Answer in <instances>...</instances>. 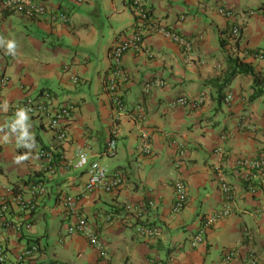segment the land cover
<instances>
[{"label":"crops","instance_id":"0c3cea01","mask_svg":"<svg viewBox=\"0 0 264 264\" xmlns=\"http://www.w3.org/2000/svg\"><path fill=\"white\" fill-rule=\"evenodd\" d=\"M36 1L47 8L37 19L0 10V39L5 41L0 45V78H10L3 99L11 105L48 91L57 105L74 102L76 108L67 122L68 139L62 142L41 117H21L6 109L0 118V184H11L17 191L34 182L47 186V195L31 216L33 227L21 234L13 230L0 233V245L11 252L6 264H14L16 253L32 242L39 244L40 252L35 261L23 264H46V260L50 264H105L84 236L67 234L71 220L63 200L79 194L88 180L85 170L69 166L79 146L86 148L90 160H99L123 176L118 191L87 194L80 204L105 241L113 264H264V188L252 194L247 189L249 181L234 172L237 158L264 151L260 134L237 126L243 113L264 124V89L262 96L251 97L256 91L255 77L259 88L264 86V63L252 56L241 60L231 51L234 26L241 27L238 44L242 48L250 52L264 49V0H146L153 17L184 35L201 34L203 39L186 53L159 34H145L141 51L123 55L119 92L126 110L121 113L104 85L111 46L135 28L129 0ZM223 6L232 8L235 15L219 14L218 7ZM61 12L69 16V23L51 20ZM8 40L15 41L14 56L5 54ZM234 59L250 64L255 72L230 77L236 68ZM152 78H164L167 85L146 91L144 85ZM229 92L235 95L232 104L224 101ZM202 93L205 103L199 109L171 106L180 95L195 98ZM114 123L118 152L109 156L105 148ZM145 130L152 136L151 155L142 150ZM179 141L185 143L181 160L174 143ZM218 146L223 147L222 154L215 153ZM41 147L55 151L56 175L43 169ZM19 157L26 158L18 162ZM217 167L234 187V212L215 223L203 241L193 246L192 238L203 218L222 205ZM177 178L186 182L189 199L173 215ZM254 179L259 183L264 172L256 173ZM258 208L262 214L256 213ZM100 212L112 214L113 221L99 217ZM12 216L22 219L17 210ZM138 222L159 226L162 234L139 236L134 226ZM52 240L59 247L50 252L48 242ZM227 248H239V257L224 261L222 253Z\"/></svg>","mask_w":264,"mask_h":264},{"label":"built area","instance_id":"2783aa9c","mask_svg":"<svg viewBox=\"0 0 264 264\" xmlns=\"http://www.w3.org/2000/svg\"><path fill=\"white\" fill-rule=\"evenodd\" d=\"M77 3H82L84 0H75ZM134 14L136 16L135 28L130 36L120 39L113 43L109 50L111 64L108 75L105 80V90L109 95L116 111L121 113L126 110V105L121 93L119 92V84L124 77L123 55L134 50L139 52L144 46L145 34H159L175 42L186 53L192 52L196 43L203 39L201 34L195 36H187L180 33L178 30L165 25L161 20L152 16L146 0H129ZM16 11L24 14L31 19H37L47 13V8L44 4L36 0H0V10ZM219 14L224 17L231 18L235 15V11L228 7H218ZM264 15V9L261 11ZM52 21L69 23L70 18L64 12L54 14L51 17ZM242 36L240 26H234L231 30L232 46L231 51L239 56L241 60L252 56L255 61L264 63V49H257L253 52L242 48L238 42ZM6 54V51H5ZM6 56H12L6 54ZM74 82H78V77H73ZM10 78L6 75L0 78V118L6 109L12 113L18 114L23 112L31 117H41L48 128L53 131L55 137L59 141H66L69 136L67 122L72 117L76 108L74 102H69L63 105L55 103L53 95L46 91L41 95L33 97H25L22 100L13 102L11 105L6 104L3 99V90L9 85ZM167 81L164 78L149 79L144 88L149 91L156 87H164ZM235 100V95L229 92L224 101L226 104H232ZM205 103V94H200L195 98H190L187 95H180L171 102L172 107H187L191 109H199ZM6 105V106H5ZM144 117L142 116L141 119ZM116 122V121H114ZM238 129L251 133L260 134L264 144V124L260 125L251 118L249 114L243 113L237 119ZM118 126L114 125L111 128L110 138L107 142L105 152L109 156H115L118 152ZM143 142V152L146 155H151L153 150L151 146L152 136L150 131H143L141 134ZM222 139L226 138L225 134L221 135ZM179 151V160L185 153L184 142H174ZM215 153L222 154L223 147L215 148ZM39 156L44 161L43 169L50 175H56L58 168L56 165L55 151L51 148L41 147ZM69 166L75 170H85L88 175V180L79 194H69L65 196L63 204L70 218L71 223L67 228L68 235H82L87 240L88 244L99 254L105 264H113L112 255L109 252L105 241L101 238L99 232L89 222L85 214L81 210L82 198L87 194L95 193H112L118 191L123 185V176L120 171H110L108 165L103 164L99 160H90L86 148L83 146L77 147L75 151V159L71 161ZM234 172L243 176L248 180L247 189L252 194L257 193L264 188V179L259 183L255 182L254 176L256 173L264 172V151L257 156H243L236 159ZM216 180L222 192L223 201L220 208L206 215L201 221L192 238V245L196 246L203 241L205 234L210 228L220 220L227 218L234 212V187L228 180L224 170L221 167L215 169ZM174 202L172 205V214L180 213L188 202V188L186 182L182 178H177L174 181ZM47 195V186L43 181L34 182L23 190L16 188L8 183L0 184V233H6L13 230L16 233L29 231L33 227L32 214L38 209L39 204ZM150 205L154 202L150 201ZM14 210H17L22 215L21 220H15L12 216ZM134 210L140 214L139 209L134 207ZM257 214H262V208L256 209ZM99 217L105 221H113V215L110 213L100 212ZM134 223V222H133ZM135 230L139 236L145 238H157L162 234V229L159 226L151 224L136 223ZM40 252V246L37 243H29L26 247L18 251L15 255L14 264H23L33 262ZM239 248H227L222 253V258L226 262L236 260L240 255ZM11 252L6 245H0V264H6L10 261Z\"/></svg>","mask_w":264,"mask_h":264},{"label":"trees","instance_id":"16d2710c","mask_svg":"<svg viewBox=\"0 0 264 264\" xmlns=\"http://www.w3.org/2000/svg\"><path fill=\"white\" fill-rule=\"evenodd\" d=\"M235 65H236V68L235 70L231 73L230 77H232L233 75H235L237 72L238 73H254V68L252 66H250V64L246 63V62H239L238 60L234 59L232 60ZM254 87L256 88V91L255 93L252 94V98H257L259 96H262L263 95V90L264 89V86L262 85V88H259L258 86V80H257V77H255V82H254ZM222 96L221 94L219 95V99L221 100Z\"/></svg>","mask_w":264,"mask_h":264},{"label":"clouds","instance_id":"9594fccd","mask_svg":"<svg viewBox=\"0 0 264 264\" xmlns=\"http://www.w3.org/2000/svg\"><path fill=\"white\" fill-rule=\"evenodd\" d=\"M5 44V41L0 39V45H4ZM15 48H16V44H15V41L14 40H8L6 42V54H9V55H15ZM6 106V105H5ZM18 115H20L21 117L24 116V113L23 112H20L18 113ZM26 157H19L18 158V162L19 160L21 159H24Z\"/></svg>","mask_w":264,"mask_h":264},{"label":"rangeland","instance_id":"374dc122","mask_svg":"<svg viewBox=\"0 0 264 264\" xmlns=\"http://www.w3.org/2000/svg\"><path fill=\"white\" fill-rule=\"evenodd\" d=\"M53 241H54V240L48 242V243H49V251H50V252H51L53 249L59 247L58 244L55 243V242H53ZM42 243H43V245H46L47 242H46V240H43ZM50 263H51V262H49V261L46 260V264H50Z\"/></svg>","mask_w":264,"mask_h":264}]
</instances>
